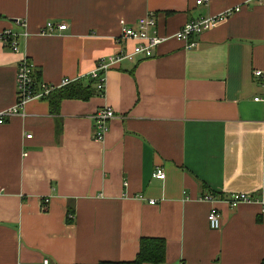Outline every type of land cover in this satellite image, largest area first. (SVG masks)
Instances as JSON below:
<instances>
[{
    "label": "crops",
    "instance_id": "1",
    "mask_svg": "<svg viewBox=\"0 0 264 264\" xmlns=\"http://www.w3.org/2000/svg\"><path fill=\"white\" fill-rule=\"evenodd\" d=\"M236 6L191 47L172 36ZM149 13L168 38L152 57L109 68L102 96L63 98L57 114L33 99L3 116L0 264L130 261L141 237L165 240L159 264H264V0H0V30L20 32L23 19L28 33L19 52L0 44V113L15 103L22 56L46 82L81 77L130 50L121 21ZM48 20L67 29L41 32ZM102 106L115 116L96 141L91 115ZM234 192L253 200L200 199ZM213 206L218 229L207 223Z\"/></svg>",
    "mask_w": 264,
    "mask_h": 264
},
{
    "label": "built area",
    "instance_id": "2",
    "mask_svg": "<svg viewBox=\"0 0 264 264\" xmlns=\"http://www.w3.org/2000/svg\"><path fill=\"white\" fill-rule=\"evenodd\" d=\"M205 0H195V4H201ZM239 7H233L223 13L211 17H198L186 21L180 29L172 35L174 38L185 41L187 47L195 45V37L199 36L203 31L214 27L219 21L225 19L235 11H238ZM14 24L17 28L21 29L20 32L14 31L12 28H5L0 30V44L7 46L13 52H19V39L20 37H26L28 35L25 30V21L23 19H16ZM120 35L119 41L124 44L132 42V48L130 50L122 49L114 54L106 57H101L96 61L94 68L74 79L64 77L59 83H49L42 80L36 73V67L34 63L27 57L22 56L19 60L16 68V92L15 103L0 113V124L3 123L4 115H11L15 113H23L26 103L33 99H46L48 95L65 85H68L74 81L80 79H91L95 91L102 96L105 91V76L104 73L114 66L115 64L123 61H133L136 58H148L154 55V50L162 41L167 39V36H161L157 33L156 19L152 13L147 14L143 19H140L136 24H128L124 21L120 23ZM67 29L65 22H56L52 20L46 21L41 32L53 33L54 31H62ZM261 70L254 71L256 76L262 75ZM255 100H259V97H255ZM115 113L109 106L98 107L91 115L93 126V139L101 141L108 129V122L113 119ZM31 135L28 134L27 137ZM153 177L163 179L165 173L163 169L156 166L153 171ZM200 199L214 202L225 201L229 207L234 208L242 202H250L253 197L244 192L231 193L229 197L223 198L220 195L204 193ZM47 201V199H44ZM150 203H154V200H149ZM70 217L72 215H69ZM207 223L211 229H218L221 226V215L216 207H211L207 213ZM43 263L47 264L48 259H43Z\"/></svg>",
    "mask_w": 264,
    "mask_h": 264
},
{
    "label": "trees",
    "instance_id": "3",
    "mask_svg": "<svg viewBox=\"0 0 264 264\" xmlns=\"http://www.w3.org/2000/svg\"><path fill=\"white\" fill-rule=\"evenodd\" d=\"M38 76V74H37ZM86 85H84V83ZM93 81L84 79L74 81L68 85L52 91L48 95L51 112L57 114L59 102L63 98H87L90 95H99L94 87ZM46 98V99H47ZM165 260V240L160 237H141L139 249L133 260L130 261H100L96 264H159ZM264 262V261H263Z\"/></svg>",
    "mask_w": 264,
    "mask_h": 264
}]
</instances>
